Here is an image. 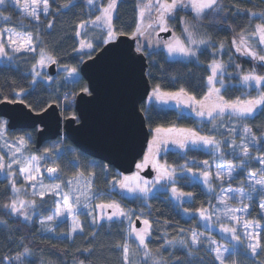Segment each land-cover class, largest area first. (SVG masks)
<instances>
[{"label":"trees","instance_id":"1","mask_svg":"<svg viewBox=\"0 0 264 264\" xmlns=\"http://www.w3.org/2000/svg\"><path fill=\"white\" fill-rule=\"evenodd\" d=\"M65 4H68L69 7L64 8ZM137 4L138 0H119V18L117 19L115 14L113 19L117 35L132 36L138 21ZM222 4L225 6L223 14L205 15L198 19L194 11L187 8L178 10L175 13L176 19H172L170 23L172 30L180 34L181 22L184 19L195 26L194 30L197 33L208 37L213 42L203 54L197 53L198 62L195 58L170 59L163 48H154L148 52L143 49L147 56L148 76L153 87L159 85L164 91H177L184 88L190 95L202 98L207 92L206 80L210 75L209 64L217 58L227 65L224 76L226 83L237 84L235 79L237 69L233 63L240 65L244 72L255 68L257 73L264 74V69L260 68L258 62L236 52L235 46L232 44V40L238 39L241 31L251 29L255 21H264L258 17L249 18L246 14L235 16L231 14L235 12L236 7L264 12V0H222ZM2 11L5 14H10L14 20H17L20 15V12L10 5L3 8ZM49 11L50 14L41 16L39 22L27 24V31L32 32L34 36L38 35L42 41L36 45L37 52H20L15 54L8 63L0 61V101L21 99L35 112H40L50 104L57 103L65 117L76 116L75 98L78 92L88 88L86 79L81 77L72 82L55 77L50 83L40 79L33 84L32 68L37 63L38 53L43 48L54 58L57 65L80 71L82 62L91 57L108 40L105 39V31L101 27H86L84 29L79 27L81 22H86L95 15V12L90 10L87 0H50ZM49 23L52 24L51 28L47 27ZM77 32L80 35H77ZM80 36L88 38L93 47L81 49ZM221 43L224 45V50L220 52L218 49ZM260 54L264 55L263 52ZM230 58L232 63L229 62ZM21 89L24 91L21 92ZM246 93H250L252 96L257 95L255 87L246 89L243 85L229 88L226 92L222 90V95L226 99H235L237 96L243 99V94ZM141 108L146 114L147 125L151 131L158 126L175 125L193 128L203 135L214 136L218 140L225 141L221 145V151L224 153L223 158L218 153L202 147L184 151L169 149L166 153L163 152L161 157L173 165L182 166L187 161L189 167L203 169L202 162L205 160L209 161V168H212L213 164L219 160L240 165L241 157L238 153L242 134L241 125L247 124L252 127L257 136H260L261 130H264V113L256 116L255 119L246 120H240L234 116L229 117L226 114L209 123L208 119H198L175 107H165L157 102H152L149 105L143 102ZM0 120H3V117H0ZM213 124L216 125L215 129H213ZM233 127L237 129L236 133L229 131ZM7 132L11 136L30 133L31 139L28 148L34 154H42L51 145L60 147L62 143V137H59L46 141L38 148L36 146V129H8ZM233 138L237 141L235 153H233L230 144L226 142ZM63 140L66 146L72 144L65 135ZM245 142L254 159L246 161L247 166L243 171L238 169L231 181L224 182L225 185L234 188L242 187L248 178V173L258 172L262 167L256 157L263 155L264 150H261L258 144L251 143L250 138ZM72 159L78 160L77 167L85 175L94 174L93 182L101 191L114 195V198L119 199L123 205L132 208L136 215L150 219L152 236L149 238V247L154 253L160 250L166 264H177L178 261L190 259L187 256L186 248L180 245L167 246L164 241L177 239L180 234H183L181 229L200 228L197 216H185L169 197L167 191H160L151 196L147 202H143V199H137L136 196L127 197L117 190H112L109 183L110 178L119 175L116 168L109 164L106 165L102 160H97V163L92 166L91 160L95 159L77 147L74 148V153L68 150L67 153L62 152L58 155L57 163L61 175L74 173L75 166L72 164ZM104 165L108 168L107 176L104 174ZM183 177L180 178L183 180L179 183L180 186L186 192L193 193L191 198L183 202L184 209L195 212L201 207L205 208L215 203L216 196L208 192L200 182L190 181V177L187 175ZM17 183L19 182L17 181ZM12 193L11 181L7 177L0 178V264H79L80 261H83L84 264H124L122 245L125 241L127 240L130 247L134 246L136 250L138 249V246L125 235L128 231V223L125 218L113 219V221L105 220L93 226L86 224L81 233L69 240L45 232L46 230L41 227L38 220L39 216L48 215L55 207L56 198L54 195H46L43 201L39 198L37 200L38 214L31 220H27L20 214L12 213L9 208L4 207L11 202ZM253 202L250 216L264 225V218H262L257 198H254ZM93 232L96 233L95 236L92 235ZM261 238L264 241V232L261 233ZM117 245H121V247H117ZM25 247L29 249L28 253H24ZM85 249L93 251L89 253ZM21 253L24 255L21 256L20 261L5 259L14 258ZM240 253L243 256L241 260H245L247 253L243 251ZM211 259L212 254L201 248L194 259V264H201V262L209 264ZM132 262H134L133 258L129 264ZM248 264H264V254L252 257Z\"/></svg>","mask_w":264,"mask_h":264},{"label":"snow or ice","instance_id":"2","mask_svg":"<svg viewBox=\"0 0 264 264\" xmlns=\"http://www.w3.org/2000/svg\"><path fill=\"white\" fill-rule=\"evenodd\" d=\"M15 5L22 6V14L26 17H31L34 21H40L41 12L45 15L50 14V0H13ZM7 0H0V5H5ZM87 3L93 7L96 11L99 12V15L95 16L94 20L87 22H81L79 25L80 28H84L86 24H92L95 26L102 27L107 32L108 39H113L116 36V28L113 23L114 14L116 18H119L118 12V3L119 0H107L106 4L100 3V0H87ZM64 8H68L69 5H63ZM224 5L222 0H147L146 3H138V21L136 23L135 31L132 33L133 37L142 36L148 29H151L155 26H158L161 31H168V19H176L175 13L178 10L190 8L196 14V17L199 19L205 15H217L224 13ZM235 7V6H233ZM155 11V19L151 23L145 24L146 17L152 19V13ZM233 16L246 14L249 18L258 17L260 20L264 21V12H256L251 9H241L239 7L235 8V12L231 13ZM5 22L11 20V16L3 17ZM183 24V33L185 34V39L180 37L173 36V39L166 43L167 51L170 55H180L186 58H195L198 62L197 53L200 52L203 54L204 51H207L211 44L213 43L210 39H197L196 31L194 30L193 25L188 21H182ZM48 28L52 27V24L47 25ZM254 30L251 33L241 31L239 33L238 39L234 38L232 44L235 46V51L241 53L243 56L251 57L253 61L259 63L260 68L264 69V55L260 54L264 52V48H260L259 51L255 50L257 47L264 45V23L254 24ZM77 35H80L77 32ZM252 37H257V44L254 46L250 43ZM187 41V43L185 42ZM42 43L38 35H33L32 32H19L16 31L15 27H0V58H5V63L10 62L14 57L9 55V52L12 53H35L37 52V43ZM81 49L87 47L91 48L93 45L87 43L84 40L80 41ZM203 46V48H201ZM224 45L221 43L218 51H223ZM39 60L33 68V74L39 76L40 73L35 71L36 68H42L49 61L55 62L53 58L46 54L43 48L39 51ZM191 62V61H190ZM230 63H232L230 58ZM233 66L237 69V74L235 76L237 84L227 82L224 79L226 64L220 61L213 60L210 65L211 74L207 76L206 87L207 93L203 96L202 99H197L196 96L190 95L186 89L180 88L178 91H163L159 85L152 90V95L148 97L149 100H158L162 102H167L169 100L176 101L177 106H187L195 113L198 117H207L208 122L211 123L217 117H224L226 114L229 117H237L240 120L246 119H255L256 116L264 113V74H259L255 68L251 71L244 72L240 65L233 63ZM76 72V69L73 68L71 73ZM243 73V74H241ZM219 85L217 87L216 85ZM237 85H243L246 89H253L257 92L256 96H252L250 93L243 94L244 98L237 96L235 99H226L222 95L223 91H228L229 88H235ZM21 92L24 89L20 90ZM84 91H87L85 89ZM14 102V101H13ZM242 134L240 138V153L238 155L241 157L240 165H234L231 162L227 163V168L224 170V165H216V172L213 173L209 171H202L200 175L203 177V183L207 185L209 190L213 189V181L218 180L221 182L231 181L233 178V173L237 172L238 169L243 171L247 166L246 161L254 159L250 155L249 148L245 142L250 138V142L253 144H258L261 150H264V130H261V135L257 136L253 131V128L247 124H242ZM216 128V125L213 124V129ZM8 122L6 120H0V141H4L3 147L7 149V153L0 154V172H4L7 177L11 178V190L14 193L21 191L20 188L16 187V173L12 171L13 165L17 166V171L20 176L23 177V180L33 188L34 195H37L43 201V197L51 193L54 196L61 197L59 201H55V208L53 215H49L44 219L40 220L41 225H49L48 230H54L51 228L53 221H56L58 218L63 216H70L72 218L70 233L75 234L77 231H83V225L78 219V214L81 207L85 209V212L91 218V224L96 225L101 220L113 221L114 218L119 220V218L124 217L131 221V216L129 211H126L124 207L121 206L120 202L115 200L111 202H101L97 205H93L90 200L96 198L100 195L99 192L92 193V196H88V192H91L92 189V180L89 179L87 183L86 191L80 192V195L75 196L73 199L69 193L62 191L61 184H52L45 185L43 183V174L40 172L39 160L42 157L29 156L26 159L25 164L22 166V162L18 159V154L23 155V151L27 149L25 138L18 137L13 140L11 144L7 143ZM231 133H236L237 129L235 127L229 130ZM169 142L176 145L179 149H199L201 145L210 146V151L216 152L223 158L224 153L221 151L222 143L216 139L214 136L201 135L200 132L196 131L193 128L177 127L175 125L170 127L158 126L154 129V135L151 143L149 144L148 154L144 156L143 162L137 164V169H143L151 165L156 169L157 175L153 180L144 179L137 172L132 176H123L118 181H113L110 187L115 189L122 190L125 194H137V199L147 200V197L150 193L153 192V189L157 184H160L161 181H167L175 185L177 183V166H169L167 162L161 164L157 157L160 155L161 146L167 145ZM232 147L233 153H235L237 148V141L235 138L226 141ZM51 150H46L50 152ZM165 153L167 148L164 149ZM9 156V161L6 162L4 156ZM258 159V162L261 165H264V156H261ZM205 167L209 166V161L205 160L202 162ZM188 162L185 161L183 166H180V173H190L192 169L187 166ZM49 177L51 179H59L58 167H48L46 169ZM81 178H82V174ZM94 175V174H91ZM196 173H193L195 176ZM248 176L251 180L254 181L251 187V191L248 193V197L251 198L253 193H256L258 190L256 185H260L259 195H264V168L260 170V173L249 172ZM180 178H184L180 176ZM79 184V181L69 180L68 184L72 183ZM39 186V191L36 192L35 189ZM161 189H167V183L161 184ZM79 191V188H77ZM229 193L237 195L241 203H243V198L245 192L243 189H227L223 187L220 188L219 202L223 205L222 209H217V212H222L224 216L228 217L231 221L235 222L234 226H224L220 225V230L223 233L228 234L231 238V241L235 243L231 244V247L228 245H221L217 241L212 240L211 237L205 236L203 233L197 231H192L191 236L188 239L180 240H165L164 244L167 246L175 247L180 245L183 248L187 249V256L190 258L187 261V264H194L193 257L198 255V252L203 248L207 253L212 254V259L209 264H226L228 259H231L234 255L243 251L244 253L250 252L253 256L257 254H264V241H262L261 233L264 232V225H261L258 221H244L242 223V235L244 239H241V234L238 233L237 226L241 225L240 217L236 215L237 212L248 213L250 205L245 204L242 208H231L228 206V201L232 199V196ZM81 195L85 197L86 201H89L81 205ZM171 195L176 198L177 201H180L183 197H192L193 193L183 192L179 190L176 186L171 188ZM5 208H9L12 213H17L22 215L25 219L30 220L32 217L28 214L27 208L32 207L35 209L37 207L35 200H17L12 199L9 204L4 205ZM150 207V206H149ZM100 209L99 215H94L93 212L95 209ZM259 209L262 213V218H264V200L259 202ZM108 210V211H105ZM184 211H188L184 209ZM199 215L204 220H211L212 215L214 214L212 209H205L203 207L197 210ZM219 216L217 219L219 220ZM122 222V221H121ZM6 223V222H5ZM144 227L137 229L135 227H129L127 233L125 234L127 238L135 237L138 241V249L136 255L138 258L142 257L143 264H166V260L162 255L160 250H157L156 253L152 251L149 247V238L152 236V225L149 220L145 219L143 221ZM185 232L184 229L180 230ZM93 236L96 235L95 232L92 233ZM206 242V243H205ZM195 246V247H194ZM121 247V245H117ZM142 248V252L139 249ZM123 249V261L124 264H129L131 248L127 243V240L122 245ZM85 251L91 253L92 249H85ZM29 249L25 247L24 253H28ZM20 255L14 258H5V259H15L17 261L21 260ZM227 254V255H226ZM79 264H84L83 261H80ZM135 264V262H132ZM177 264H185V261H178ZM203 264V262H201Z\"/></svg>","mask_w":264,"mask_h":264},{"label":"water","instance_id":"3","mask_svg":"<svg viewBox=\"0 0 264 264\" xmlns=\"http://www.w3.org/2000/svg\"><path fill=\"white\" fill-rule=\"evenodd\" d=\"M170 34V30L160 33L164 37ZM55 66V62L49 66L52 75ZM80 73L88 88L76 95V116L65 117L57 103L35 112L24 100L3 99L0 117L7 119L9 130L36 129L38 148L65 135L85 154L122 173L132 172L151 136L141 108L153 88L146 54L135 37L119 34L86 58ZM143 174L153 175L150 166ZM136 225H141L139 219Z\"/></svg>","mask_w":264,"mask_h":264},{"label":"rangeland","instance_id":"4","mask_svg":"<svg viewBox=\"0 0 264 264\" xmlns=\"http://www.w3.org/2000/svg\"><path fill=\"white\" fill-rule=\"evenodd\" d=\"M146 2H147V0H138V3H141V4L142 3H146ZM169 2H170V0H169ZM185 2H187V0H185ZM100 3L106 4L107 3V0H100ZM8 5L14 6L15 9L18 12H20V15L18 16L17 20H14V18L11 16V20L10 21H8V22H5L4 21L3 17L10 16V14H5L2 11V9L5 8ZM89 7H90V10L92 12H95V15L93 17H90L87 21L94 20L95 19V16L96 15H99V12L98 11H96L90 5H89ZM188 9H190V8H188ZM41 16H45V14L41 12L40 17ZM114 16H115V14H114ZM155 16H156V13H155V11H153V13H152V19H148L146 17L145 24L151 23L155 19ZM171 21H172V19H168V21H167L168 29L169 30L171 29V34L169 36L164 37L163 35H160V33L162 31L160 30V28L158 26H155L154 25V27L151 28V29H148L145 32L144 35L136 37L137 42H138V44H137L138 48L141 49L142 51H143V49L144 50H147V52L150 51V50H152V49H154V48H163L166 51V53H167V55H168V57L170 59H176V58H178V59H193V58H186V57H183V56H180V55H176V54L170 55L168 53V51H167V45L164 42H167V41L172 40L173 39V36H177V37H180L181 39H185V34L183 33V24H182V22H181V33L179 34L176 31L172 30V28L170 27ZM182 21H185V20L182 19ZM33 22H35V21L31 17H26V16H24L22 14V6L15 5L14 2H13V0H7V3L5 5H0V27H15L16 31H19V32H29V31H27V28H28V25L27 24L28 23H33ZM258 23H264V22H260V21H255L254 22V24H258ZM253 26H252L251 29H248L245 32L251 33L254 30ZM86 27H99V26H95V25H92V24H86V26L84 28H86ZM84 28H82V29H84ZM103 30L105 31V39L106 40H110L107 37L106 30L105 29H103ZM116 36H117V34H116ZM196 38L197 39H200V38L209 39L208 37H205L204 35H201L199 32L198 33L196 32ZM81 40H84L85 42L90 43L89 42V39L88 38H83V36H80V41ZM257 40H258L257 37H252L250 43H252L255 46L257 44ZM185 42L187 43L186 40H185ZM85 48H87V47H85ZM201 48H203V46H201ZM260 48H264V45H261V46L257 47L255 50L259 51ZM15 54H17V53H12L11 51L9 52V55L10 56H14ZM46 54L49 55V56H51L47 52H46ZM39 58L40 57H38V60H39ZM53 60H54V58H53ZM215 60L222 62L219 58H217ZM0 61L1 62H5V58H0ZM52 63H54V62L49 61V62H47L45 64L44 67H42V68H36L35 71H38L40 73L39 76H36V75L33 74V68H34V66L37 63L33 66V68H32L33 84L36 83V81L37 80H40V79L45 80L46 82H49L50 83L56 77V78H63L65 80L75 82V81L79 80L82 77V75H81V73H80L79 70H76V72H74L71 75H69V73H71V71H72V68H69L67 66H59L57 64L55 66L56 73L52 75V74L49 73V66ZM210 65H211V63L209 64V68H210ZM210 74H211V72H210ZM216 86L219 87L218 84ZM154 88H156V87H153L152 90ZM152 90H151V92H150V94H149L148 97H150L152 95ZM202 98H197V99H202ZM152 102H157V103H159V104H161V105H163L165 107H175V108H177V109H179V110H181V111H183L185 113H188V114H191V115L195 116L198 119H202V120L203 119H208L207 117L201 118V117L196 116L195 113L192 112L191 109H189L187 106H182V107L181 106H177L176 101L169 100V101H167L165 103V102L158 101V100H155V99L149 100L147 98L146 101H145V104L146 105H149ZM3 120H6L7 121L6 118H3ZM154 129L151 131V136H150V139L148 141V145H147L146 151H145L143 157L137 162V164L142 163L143 162V159H144V156L148 154L149 144L151 143V141L153 139V135H154ZM200 134L203 135L202 133H200ZM7 136L10 138L7 141V143H9V144H11L13 142V140L16 139V138H18V137H24L25 138V142H26L27 149L25 151H23V155L22 156H20L18 154V157H17L18 159L21 160L22 166L25 164L26 159L29 156L42 157V159H40L38 163H39L40 172L43 174V183L45 185H52V184H57V183L58 184H61L62 191L65 192V193H69V195L72 196L73 199H74L75 196L80 195V192L86 191V188H87V183L86 182L89 179H91L92 180V189H91V192H88L87 193L88 196L91 197L92 196V193H95V192H99L100 193L99 196H97L96 198L90 200V202L93 205H97V204H99L101 202L107 203V202H111L113 200H115L117 202H120L121 203V206L124 207L126 211H129L130 210L129 211V215L132 218L131 221H129L127 218H125L126 221H127V223H128V229H129L130 226L131 227H135L137 229L143 228L144 227L143 221L145 219H147V220L150 221V219H148L145 216H142V215H139L138 216V214L136 215L135 212H134V210H132V208H129V207H126L125 205H123V203L119 199L114 198V195L107 194V192L101 191L98 188V186L93 182L94 175H91V174L90 175H85L81 170L78 169V167H77L78 166V160L77 159H72L71 160L72 161V164L75 166L74 167V173L61 175V170H60L59 165L57 163L58 155L60 153H62V152L63 153L64 152L67 153L68 150H70L72 153H74V148H75V146L73 144H69V146H66L65 145L64 140H63V136L64 135L60 136V137H62L61 138V142L62 143H61V146L60 147L59 146H53V145H51L47 149V150H51V151L50 152H46V150H45L42 154H34L31 151H29L28 146H29L30 139H31V134L30 133H23V134H20V135H13V136H11L7 132ZM4 143H5L4 141H0V154L7 153V149L3 147ZM165 147L167 148V151L169 149L176 150V151H184L185 150V149H179L176 145L172 144L171 142H169L166 146L165 145H162L161 146L160 155L157 157V159L159 160V162L161 164L167 162L164 158L161 157L162 153L165 152L164 151ZM200 147H202L204 149H207V150H210V146H203V145H201ZM239 153H240V151H239ZM261 156H264V154L263 155H258L256 158H259ZM4 159H5L6 162H10L8 155H5L4 156ZM93 159H95L96 161L95 160H91V163H93V164H91L92 166L97 163V160H99V159H96V158H93ZM228 162L229 161L219 160L218 162H215L213 164V167L212 168H209V166L208 167H205L203 165V167H204L203 169H196V168H193V167H189L187 165L189 168L192 169V172L186 173V174L185 173H180V165H173V164H169L167 162V164L169 166H177V172H178V174H180L177 177V183L175 185H173L171 183H168L167 181H161L160 184H157L156 187L153 189V192L148 195L147 200L145 201L143 199L142 201L143 202H147L149 200V198L151 196H153L154 194H156V193H158L160 191H167L168 194H169V197L175 202V204L178 205L179 209L181 210V212L185 216H187V217L197 216L198 221H199L201 227L194 229V231H197L199 233H203L205 236L211 237L212 240L217 241L221 245H228L229 247H231V244L232 243H235V241H231V238L228 236V234L223 233L220 230V225L223 224L224 226H234L235 225V222L234 221H231L228 217L224 216L222 212H217L216 211L217 209H222L223 208V205H221L220 202H219L220 188L223 187L225 190H227L229 188H231V189H243L244 192H245V196L243 198V203H241L240 198L237 195L233 194V193H229V195L232 196V199H230L228 201V206L231 207V208H242L245 204L250 205V208L248 210V213H244V212H237L236 213V215L239 216L240 217V220H241V225L237 226V228H238V233L241 234V239L242 240L244 239V237L242 235V223L244 221H258L255 218H253V217L250 216V210H251V208H252V206L254 204L253 199L254 198H257V202L259 204V202L261 200H264V195H259L258 194L259 193V189L261 188V186L260 185H256V188H257L258 191L256 193H253L251 198L248 197V193L251 191L252 184L254 183V181L251 180L249 178V176L246 179V181H245V183H244V185L242 187L234 188V187H231L229 185H225L224 182L227 181V179L222 182L223 185L221 184L220 181L214 180L213 181V189L212 190H209L208 187H207V185H205L203 183V177H202V175H200V173L202 171H209V172L213 173V175H214L215 172H216V170H217L216 169V165L222 164V165H224V170H226L227 163ZM51 165L52 166H56V167L59 168L58 169V171L60 170V176H59L60 178L59 179H51L46 174V169L48 168V166H51ZM106 165H108V164L106 163ZM106 165H104V170H105L104 174H105V176H107L108 173H109L108 172V168L106 167ZM149 166H150V168L153 171V175L150 176V177L143 174V171L146 170V169H148ZM149 166L146 167V168H143V169H137V167H136L130 173H122V172H120V171H118L116 169L119 172V175L110 178V183L109 184L111 185L113 181L120 180L123 176H132V175L136 174L137 172L144 179H147V180H150L151 181V180H153L156 177L157 172H156V169L154 167H152L151 165H149ZM262 168H264V165H262V167L260 168V170ZM260 170L257 172V174L260 173ZM12 171L16 173V187L17 188H20L21 191L18 192V193H14L13 192L12 193L11 200L12 199L26 200V201L35 200L36 201V204H37V207L35 209H33L32 207H28L27 208L28 214L32 218H34L35 215L38 214V201L37 200L40 197L37 196V195H34L33 188H31L30 186H28V184L23 180V177L20 176V174L17 171V166L16 165H13ZM193 173H196V175L193 176ZM80 174H82V178H81V175ZM185 175H187V176L190 177V181H198V182H200L206 188V190L208 192H210V193H212V194H214L216 196L215 203H213L212 205H209V206H206L205 207V209H212V211L214 213L212 215V219L211 220H204V219H202L200 217L198 211H195V212H192V211H184V208H183V205L182 204H183L184 201H186L187 199H189L191 197H183L180 201H177L176 198L171 195V188L173 186H176L179 190H181L183 192H186L180 186V184H179L180 182H183V180L180 179V176H185ZM234 176H235V172L233 173V177ZM5 177H7L6 174L4 172H0V178H5ZM7 178L11 181V178H9V177H7ZM69 180H73V181L78 180L79 181V184H77L75 182L72 183V184H68L67 181H69ZM17 181L19 183H17ZM165 183H167V189L166 190L165 189H161V184H165ZM77 188H79V191H77ZM39 190H40L39 189V186H37V188L35 189V191L38 192ZM115 190L121 192L122 194L126 195L127 197H135L137 195V194H125L120 189H115ZM49 194H51V193H49ZM55 198H56V201H59L61 199V197H58V196H55ZM80 199H81V205L89 202V201H86L85 200V197L83 195H81ZM54 208L55 207H53L52 211L48 215H41V216H39L38 217L39 222H40L41 219H44L45 217H47L49 215H53ZM100 211H101L100 209L96 208L95 211L93 212V214L94 215H99L100 214ZM105 211H108V210H105ZM217 216L220 217L219 220L217 219ZM121 218H124V217H121ZM121 218H119V219H121ZM78 219L81 221V223L83 225V229H84V226L86 224H90L91 226H93V224H91V218H90V216H88L86 214L85 209L83 207H81V209H80V212L78 214ZM114 219H116V218H114ZM138 219L140 220V223H141L140 226H137L136 225V221ZM102 221H105V220H101V221H99V223L102 222ZM71 223H72V218L70 216H63V217L58 218L56 221H53L52 222L51 228L54 229V230H48L49 225H41V227L46 230L45 232H50V234H52L54 236L61 237V238H68L69 240H72L75 237L76 234L81 233L82 231H77L75 234H71L70 233ZM184 230H185V232H183V234H180V236L177 239H175V240H180L182 238L183 239H188L191 236V233H192L193 230H190V229H187V230L184 229ZM130 239L136 244V246H138V241L136 240V238L134 236L131 237ZM130 248H131L130 261L133 258L134 259V262H137L135 264H142L144 258H142V257L138 258L137 257V255H136V252H137L136 247L133 246V247H130ZM140 252H142V248H140ZM240 254L241 253H238V254L234 255L231 259H228L226 261V264H248V262L250 263V259L252 257H254L250 252H247V255H246L247 260H246V258H245V260H241V258L243 256H242V254L241 255ZM193 258L195 259V257H193ZM194 259H193V261H194ZM188 260L189 259H185L183 261H185V264H187V261ZM200 261H203V260L200 259ZM203 264H206V262H203Z\"/></svg>","mask_w":264,"mask_h":264},{"label":"built area","instance_id":"5","mask_svg":"<svg viewBox=\"0 0 264 264\" xmlns=\"http://www.w3.org/2000/svg\"><path fill=\"white\" fill-rule=\"evenodd\" d=\"M48 167H56V166H52V165H51V166H48ZM46 174L49 176V174L47 173V171H46ZM58 174H59V171H58Z\"/></svg>","mask_w":264,"mask_h":264}]
</instances>
